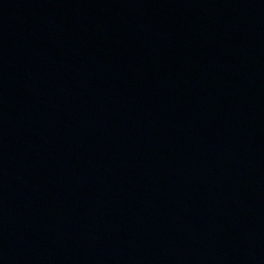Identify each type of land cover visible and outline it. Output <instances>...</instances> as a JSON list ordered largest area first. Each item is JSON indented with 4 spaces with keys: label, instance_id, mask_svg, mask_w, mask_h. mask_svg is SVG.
Masks as SVG:
<instances>
[{
    "label": "water",
    "instance_id": "95a60500",
    "mask_svg": "<svg viewBox=\"0 0 264 264\" xmlns=\"http://www.w3.org/2000/svg\"><path fill=\"white\" fill-rule=\"evenodd\" d=\"M0 264H264V0H0Z\"/></svg>",
    "mask_w": 264,
    "mask_h": 264
}]
</instances>
